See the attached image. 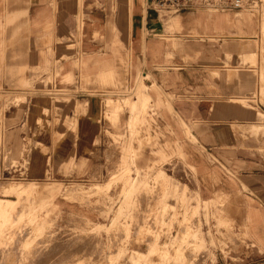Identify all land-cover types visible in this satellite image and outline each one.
I'll use <instances>...</instances> for the list:
<instances>
[{
	"label": "rangeland",
	"instance_id": "1",
	"mask_svg": "<svg viewBox=\"0 0 264 264\" xmlns=\"http://www.w3.org/2000/svg\"><path fill=\"white\" fill-rule=\"evenodd\" d=\"M260 1V8L256 11L234 12L238 17L250 18L255 32L251 37H240L246 45L235 44L232 52H226L225 58L221 57V64L230 77L246 73L252 80L249 95H239L230 100L241 107H260L253 110L260 122L233 123L232 127L245 146L252 145L253 150L264 156V0ZM73 2L74 31L66 38L53 39L45 44L43 61L32 67L13 87L0 89V120L10 103L22 105L27 96L42 101L43 107L50 104L51 95L58 103L77 97L72 103L73 116L63 117L64 122L74 129L87 113H91L95 120L102 115V119L104 117L116 126L120 116L128 112L127 135L109 134L114 142L110 148L121 157L106 176L96 175L93 171L86 179L77 175L61 180L53 178L50 173L31 177L34 155H39L43 172V153L51 149L57 152L63 136L52 133L50 147L44 144L37 146L27 139L26 143L31 147L37 146L35 153L23 162L28 171L21 174L0 171V188L12 185L33 189L32 193L19 197L20 200L14 203V209L8 212L11 215L9 220L0 219V264H246L240 259L247 238L245 225L240 220V208L232 205L237 199L215 194L211 200H204L190 188L191 173L187 169L183 171V166L176 162L164 164L166 158L153 162L134 179L129 163L132 143L135 142L139 148L152 145L149 137L140 138L142 133H146L151 99L144 108L127 102L138 89L147 94L148 87L140 71L134 83L129 84L126 79L131 55L126 46L130 43L131 49L134 48L133 35L130 41L128 37L126 0H82L80 14L83 21L88 10L103 11L112 19V25L108 27L112 41L118 38L124 54L123 58L115 56L114 45L107 46L105 39L94 33L93 41L103 42L96 48L99 54H105V66L98 70L101 73L88 79L80 73V68L84 75H89V70L85 61H81L85 53L84 37L77 30V0ZM142 3L146 9L145 0ZM148 12L155 26L145 35L174 41L178 32V26H173L174 15L158 16L150 10ZM54 42L69 51L61 60L55 59ZM64 63H69L72 70L63 71ZM49 70L55 71L56 83L59 80L60 86L68 84L66 87L70 90L53 89L49 91L51 94L44 90L39 92V96L37 90H29L35 73L46 72L43 86L52 83ZM81 92L89 94L87 98L91 100H81L86 96L78 99ZM34 111L42 114L38 117L30 115V120L36 118L42 128L57 121L54 110L35 108ZM52 117L54 120L49 122ZM4 148V141L0 138V166L18 165L21 152L19 154L17 150L10 157ZM65 167L66 164L60 165V170ZM64 174L70 176L66 169ZM51 185L56 186L53 196L36 193ZM9 198L17 199L16 195ZM236 220L238 229L234 227ZM251 264H264V261Z\"/></svg>",
	"mask_w": 264,
	"mask_h": 264
},
{
	"label": "crops",
	"instance_id": "2",
	"mask_svg": "<svg viewBox=\"0 0 264 264\" xmlns=\"http://www.w3.org/2000/svg\"><path fill=\"white\" fill-rule=\"evenodd\" d=\"M81 4L82 0H77V30L84 37L85 53L81 61L88 66L89 75H84L81 68L80 73L88 79L101 73L98 70L105 66V54H99L96 48L103 42L93 41L94 33L97 32L100 39L103 37L107 46L114 45L115 56L123 58L124 54L118 38L112 41L108 32L112 19L101 10L90 9L85 12L87 17L83 21ZM126 6L128 37L130 41L133 35L134 43L133 49L130 43L126 46V50L131 51L126 79L132 84L139 71L146 75V91L151 98L146 133L140 138L149 137L152 145L139 148L132 143L129 163L134 179L153 162L166 158L164 164L176 162L183 166V171L187 169L191 173L190 188L204 200H211L215 194L237 199L232 205L240 208V220L247 235L240 259L246 264L261 263L264 261V156L253 150L252 145L245 146L232 127L233 123L260 122L253 111L260 107H241L230 100L249 95L252 80L246 73L230 77L221 64V57L232 52L235 44L246 45L240 37L253 35L255 29L251 19L238 17L233 11L181 12L174 14V20L179 22L174 41H163L145 35L155 26L147 2L146 9L142 0L141 4L140 0H126ZM156 27L160 29L158 24ZM73 31V0H0V89L13 87L32 67L42 62L45 44L66 38ZM52 50L56 60L69 52L57 42L53 43ZM70 70L71 65L64 63L63 71ZM42 74L35 73L28 86L29 90H37L38 96L43 90L38 87ZM57 82L58 89H69L68 84L60 86V81ZM81 95L87 94L79 93L78 99L84 97ZM73 99L77 97L59 103L53 101L51 110L57 121L46 128H42L36 118L30 120V115L38 117L42 113L35 112V108L42 110L50 106L43 107L42 101L34 96H27L22 105L10 103L0 120V138L10 157L17 150L21 154L18 165L0 166V171L9 174L28 171L24 160L35 153L39 144L50 147L52 133H58L63 136L59 150L43 153V172L39 155H34L31 177L50 173L61 180L77 175L86 179L93 171L106 176L121 157L110 148L114 142L109 134L127 135L128 112L120 116L116 126L102 119V115L95 120L87 113L74 129L63 118L73 116ZM81 100L89 102L91 98ZM53 120L54 117L48 119L49 122ZM24 134L37 144L27 153L24 152ZM65 164L60 170V165ZM65 169L70 176H64ZM234 223L238 229L237 220Z\"/></svg>",
	"mask_w": 264,
	"mask_h": 264
},
{
	"label": "built area",
	"instance_id": "3",
	"mask_svg": "<svg viewBox=\"0 0 264 264\" xmlns=\"http://www.w3.org/2000/svg\"><path fill=\"white\" fill-rule=\"evenodd\" d=\"M147 2V9L154 12L158 16H168V15H174L181 12H194V11H204V12H226V11H233L238 14L241 11H256V9L260 8L261 5L260 0H146ZM50 71V70H49ZM54 70L51 72V80L52 83H46V86L42 85L43 79L45 77V73L42 74V78H39L38 87H41L44 91L46 90V94H51L49 91H52L53 89L56 90H62L58 89L56 86V75L54 74ZM77 83V81H75ZM46 87V88H44ZM49 92V93H48ZM81 96H88L87 95H81ZM50 104L48 106L51 110V107H53V101L55 100V97L53 95L50 96ZM47 106V107H48ZM31 140L28 135L23 136V141L25 143V146L28 145V147H25V153L29 152L31 146L30 144L26 143V141Z\"/></svg>",
	"mask_w": 264,
	"mask_h": 264
},
{
	"label": "bare ground",
	"instance_id": "4",
	"mask_svg": "<svg viewBox=\"0 0 264 264\" xmlns=\"http://www.w3.org/2000/svg\"><path fill=\"white\" fill-rule=\"evenodd\" d=\"M130 8V7H129ZM175 25L179 26V22L178 19L175 20L174 22ZM260 76V75H259ZM143 79L146 78V75H142ZM243 79V78H241ZM263 82V81H262ZM264 90V88H263ZM262 91V90H261ZM264 92V91H263ZM150 96L149 94L145 93L144 91H142L141 89H138L136 91V93H134V95H132L130 98L127 99V102H129L130 104H132V106H134V104L144 108L148 102V100H150ZM151 102V101H150ZM252 107V106H251ZM131 126H133V123L131 124ZM252 126V125H251ZM255 128V127H253ZM257 128V127H256ZM255 128V129H256ZM255 132L256 133V131ZM257 130V129H256ZM252 131V130H251ZM254 134V133H253ZM256 135V134H255ZM181 151V150H180ZM45 185V184H44ZM55 189L56 186L55 185H51L49 187H45L43 189H39L37 192H40L41 194H45L47 193L48 196H53V194L55 193ZM33 190V189H32ZM32 190H30V188H26V187H14L12 185L9 186H4L2 188H0V193L2 195V197H0V219H2V221H7L10 219V214L8 213L9 210L14 209V203L17 202V200L19 199V197H23L25 194H30L32 193ZM11 195H16L17 199H12L9 198V196ZM20 200V199H19ZM23 200V199H22ZM142 205V204H141ZM33 212V211H32ZM4 223V222H3ZM3 226V225H2ZM1 229V228H0ZM57 242V241H56ZM82 244V243H81ZM84 244V243H83ZM57 246V244L55 245ZM61 246V245H60ZM78 246V245H77ZM79 247V246H78ZM58 248V247H57ZM54 249V248H53ZM79 250V249H78ZM37 261V260H36Z\"/></svg>",
	"mask_w": 264,
	"mask_h": 264
}]
</instances>
